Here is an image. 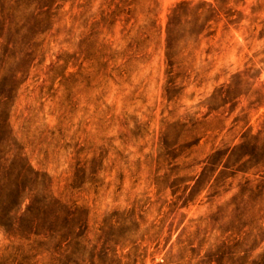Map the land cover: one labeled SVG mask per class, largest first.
<instances>
[{
  "label": "rangeland",
  "instance_id": "rangeland-1",
  "mask_svg": "<svg viewBox=\"0 0 264 264\" xmlns=\"http://www.w3.org/2000/svg\"><path fill=\"white\" fill-rule=\"evenodd\" d=\"M258 132L264 0H0V264H251Z\"/></svg>",
  "mask_w": 264,
  "mask_h": 264
},
{
  "label": "trees",
  "instance_id": "trees-1",
  "mask_svg": "<svg viewBox=\"0 0 264 264\" xmlns=\"http://www.w3.org/2000/svg\"><path fill=\"white\" fill-rule=\"evenodd\" d=\"M181 5H184L183 3H180L176 6V8L172 11L171 14V18H169V21L167 23V40L169 39L168 33H170V30L172 29L173 26V22L172 19H174L175 17L179 16L180 10L179 7H181ZM206 13L208 16H213V14L215 13L213 9H211V7L209 6V8L206 10ZM216 95V94H214ZM214 97V96H213ZM263 134V135H262ZM262 135V137H261ZM242 141L238 144L233 146L231 149L228 148L226 152H231V156L234 155V153H240L242 151L243 148H249L250 152L242 155V157L240 158H246V161H253L254 156L252 155V152L255 153V155H257V161L256 163H254L253 168L256 169V172H259L260 169H264V132H258L256 134H247L245 136L242 137ZM225 154H223L220 150H215L208 158V160L213 159L215 157H219L223 158ZM239 155V154H238ZM246 162V163H247ZM212 166L214 163H210ZM242 172H246V171H242ZM264 183V180L261 181L258 184H255L253 187H249L248 189H245L243 187H241V192H240V198L243 196H246V200L245 201H241L242 205H246V203L249 201L251 195H253L255 192L258 191V189L261 188L262 184ZM246 185L248 186V182H246ZM243 188V189H242ZM47 197V196H45ZM56 203H58V205H60L61 207L67 208V206L60 204L57 200ZM69 209V207H68ZM241 209H244L243 206ZM233 217H236L235 215H233ZM259 237L258 234L252 235L251 233L247 234L242 240L241 242L236 241L233 245H231V247L229 245H226L224 242H222L219 246L217 245L215 248L216 249H220L221 247H230L233 248V246L236 245H247L249 240H251V242H256L257 238ZM54 238V237H53ZM185 248L183 247L181 249L182 252H184ZM253 249L248 250L252 251ZM237 259H241V258H237ZM246 260V259H245ZM52 262H59L60 258H52L51 259ZM166 261V260H164ZM208 263H209V259H208ZM242 264H246V262L243 259V263ZM251 264H264V252H262L257 260L252 261Z\"/></svg>",
  "mask_w": 264,
  "mask_h": 264
}]
</instances>
